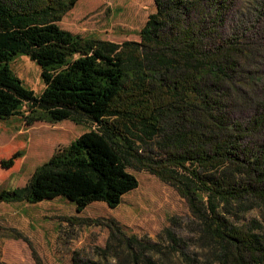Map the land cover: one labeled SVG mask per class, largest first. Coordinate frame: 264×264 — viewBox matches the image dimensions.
<instances>
[{"label":"trees","instance_id":"16d2710c","mask_svg":"<svg viewBox=\"0 0 264 264\" xmlns=\"http://www.w3.org/2000/svg\"><path fill=\"white\" fill-rule=\"evenodd\" d=\"M78 1L0 0V120L97 125L57 147L25 185H0V204L62 197L78 212L94 201L116 208L146 170L185 199L218 264H264V224L238 212L245 199L264 205V101L253 118V102L238 114L229 100L249 60L245 41L215 25L224 0H154L140 38L122 42L63 27ZM21 54L40 67V93L11 67ZM108 225L106 245L74 251L72 264H168L156 241Z\"/></svg>","mask_w":264,"mask_h":264},{"label":"rangeland","instance_id":"374dc122","mask_svg":"<svg viewBox=\"0 0 264 264\" xmlns=\"http://www.w3.org/2000/svg\"><path fill=\"white\" fill-rule=\"evenodd\" d=\"M154 11V0H79L64 16L62 26L82 35L122 42L139 39V30ZM219 14L222 20L215 25L223 39L229 41L233 35L243 39V55L249 60L229 100L238 114L252 112L253 102L255 118L259 103L264 101V0H224ZM191 21H200L195 12ZM11 67L25 86L37 93L43 90L40 67L27 55H18ZM96 126L89 121L29 124L21 116L1 119L0 185H25L57 147L68 145ZM261 129L264 131V126ZM135 172L139 186L125 194L116 208L94 201L78 212L62 197L38 203H1L0 264H72L74 251L94 255L97 246L106 245L111 231L108 223L125 234L156 241L158 254L164 255L168 264H218L210 250L199 245L189 226L188 205L176 188L146 170ZM245 201L247 206L241 207L239 214L264 224V205L254 202L251 207L250 200ZM169 232L175 240L170 239Z\"/></svg>","mask_w":264,"mask_h":264},{"label":"crops","instance_id":"0c3cea01","mask_svg":"<svg viewBox=\"0 0 264 264\" xmlns=\"http://www.w3.org/2000/svg\"><path fill=\"white\" fill-rule=\"evenodd\" d=\"M75 6H76V5H75ZM75 6H74V7H75ZM74 7H73V8H74ZM73 8H72V9H73ZM72 9H71V10H72ZM71 10H70V11H71ZM61 23H62V22H61Z\"/></svg>","mask_w":264,"mask_h":264}]
</instances>
